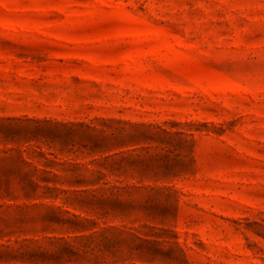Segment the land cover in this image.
<instances>
[{"label":"rangeland","instance_id":"obj_1","mask_svg":"<svg viewBox=\"0 0 264 264\" xmlns=\"http://www.w3.org/2000/svg\"><path fill=\"white\" fill-rule=\"evenodd\" d=\"M0 264H264V0H0Z\"/></svg>","mask_w":264,"mask_h":264}]
</instances>
